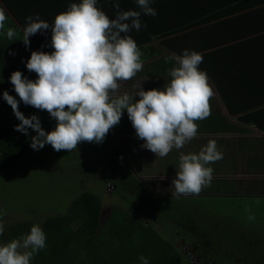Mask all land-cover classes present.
<instances>
[{
    "label": "clouds",
    "instance_id": "clouds-1",
    "mask_svg": "<svg viewBox=\"0 0 264 264\" xmlns=\"http://www.w3.org/2000/svg\"><path fill=\"white\" fill-rule=\"evenodd\" d=\"M136 3L140 11H117L114 19L97 6V0L71 3L51 25L38 15L26 18L20 39L25 46L30 45V36L50 29L54 51H32L26 67L37 74V79L14 71L10 81L20 100L7 91L3 92V99L20 121L16 130L26 136L28 129L36 133L30 144L34 150L50 144L56 151L70 153L81 142L100 143L119 124L125 109L137 137L144 141L141 147L157 157L183 148L196 137L197 121L210 116V100L214 96L210 78L199 68L203 63L201 53L185 49L182 55L167 57L166 62L175 61L176 66L169 70L171 80L162 88L145 91L140 85L134 94L115 95L120 81L131 80L143 68L142 53L127 34L140 30L141 15H157L151 6L153 0ZM114 7L119 9L118 0H114ZM7 20L6 10L0 6V30L5 29ZM6 36L13 41L18 33L7 27ZM135 95L139 99H134ZM20 101L46 110L57 121L55 128L46 132L37 115L26 117L19 109ZM222 158L214 139L198 153H181L173 181L175 193L199 195L211 186L214 169L209 165ZM249 219H255L254 215ZM5 228L4 213L0 211V235ZM45 246V232L33 224L27 234L0 244V264H30L34 254ZM139 259L141 264H149L146 257Z\"/></svg>",
    "mask_w": 264,
    "mask_h": 264
},
{
    "label": "trees",
    "instance_id": "trees-1",
    "mask_svg": "<svg viewBox=\"0 0 264 264\" xmlns=\"http://www.w3.org/2000/svg\"><path fill=\"white\" fill-rule=\"evenodd\" d=\"M0 6L5 8L8 17L5 29L0 30V168H12L29 156V134L26 136L16 130L20 121L3 99V92L7 91L19 101L10 81L11 74L19 70L28 79H37V74L26 67L31 52L51 53L54 49L50 42L35 40L34 35L29 37L30 45L26 47L20 40L24 26L15 0H0ZM247 8L243 10H251ZM253 19L256 26V14ZM7 27L16 29V40L7 39ZM256 30L255 27L248 34ZM19 109L26 117L37 115L46 131L56 126L57 121L46 110H38L22 101ZM103 145L112 148L110 157L114 164V172L106 182L113 184V195L121 197L124 205H114L111 216L104 219L105 196L93 189L81 190L71 198L66 211L55 208L42 222H6L0 244L22 237L33 224H38L45 232L46 246L34 254L30 264H141L140 256L146 257L149 264H264V217L258 218L255 226L250 221L236 219L238 229L234 232L230 225L220 222L226 215H219L215 220L209 218L201 226L202 211L215 205L222 210L241 209L253 204L249 197L228 201L212 193L188 198L157 195L129 161V152H134L130 144H122L124 153L112 138ZM52 155L54 161L73 158L60 152ZM137 164L138 168L142 167L138 160ZM213 179L217 180V175ZM172 188L175 191L174 186ZM207 189L209 187L203 190ZM255 204L264 212V202ZM4 210L0 200V211ZM239 230L243 231L240 238L235 234Z\"/></svg>",
    "mask_w": 264,
    "mask_h": 264
},
{
    "label": "crops",
    "instance_id": "crops-1",
    "mask_svg": "<svg viewBox=\"0 0 264 264\" xmlns=\"http://www.w3.org/2000/svg\"><path fill=\"white\" fill-rule=\"evenodd\" d=\"M251 1L153 0L151 6L157 15H141L140 30L133 29L127 34L142 53L143 68L131 80L120 81L115 95L134 94L140 85L145 91L162 88L171 80L169 70L176 66L175 61L166 62L167 57L182 55L185 49L204 50L199 68L206 71L214 90L211 114L197 121L196 137L183 148H174L168 157L143 152L141 139L130 143L124 139L137 136L126 109L119 124L107 135L122 136L115 140L119 145L127 143L139 148L130 162L137 163L136 157L146 154L167 160L168 165L179 160L181 153H198L214 139L223 158L209 165L214 169L213 177L217 175V180L211 181L210 192L220 200L235 201L247 196L258 203L264 202V0ZM81 2L15 0V7L25 27L26 18L36 15L51 25L56 15L66 11L71 3ZM118 2L119 9L114 7V0H97V6L110 19L116 17L117 11H140L136 0ZM255 27L257 30L248 34ZM34 37L51 43V30L37 32ZM134 99L139 96L135 95ZM179 162L174 168H179Z\"/></svg>",
    "mask_w": 264,
    "mask_h": 264
},
{
    "label": "rangeland",
    "instance_id": "rangeland-1",
    "mask_svg": "<svg viewBox=\"0 0 264 264\" xmlns=\"http://www.w3.org/2000/svg\"><path fill=\"white\" fill-rule=\"evenodd\" d=\"M28 133V143L31 144V136L36 135V133L32 129H28ZM108 136L100 143L81 142L77 149L70 153L66 150L56 151L50 144H46L39 150H34L30 146L29 156L26 155L27 158L24 157L20 164L12 168H0V200L4 204V220L8 223L21 220L42 222L55 208L66 211L71 198L77 192L88 189L95 190L103 195L102 197L105 196L103 218L108 219L112 214L114 205H124L121 197L117 194L113 195V184H109V181L106 182L114 172V164L110 157L112 148L109 145H103L106 139L117 138L113 140H120L122 136ZM124 139H127L129 143L134 140L139 141L135 135ZM117 147L124 153L122 144H117ZM132 149L134 152H129V161L136 155L135 151L139 150V148L133 147ZM53 152L66 153L73 158L54 161ZM143 152L152 153L146 148L143 149ZM107 158L109 159L108 163ZM136 159L141 160L142 167L138 168V164L134 161L131 162L132 166L138 169L139 173H137L141 178L152 185V190L157 195H177L172 186H174V175H177V171H179V168L174 167L178 165L179 160L166 167L167 160L156 159L146 154H143V157L137 156ZM206 194H211L209 189L202 190L199 195L182 196L185 198L205 197ZM211 202L209 201V203ZM212 207L201 212L200 215L203 218V223H200L201 226L206 224L209 218L215 220L219 215H226L227 217L220 222L224 225L227 224V226L230 225L232 232H234L237 228L236 219L250 221L255 226L258 218L264 217V212H261L255 203L246 205L241 209L222 210L218 205ZM250 215H254L255 219L250 220ZM240 232L243 231L239 230L235 233L236 237H242Z\"/></svg>",
    "mask_w": 264,
    "mask_h": 264
}]
</instances>
